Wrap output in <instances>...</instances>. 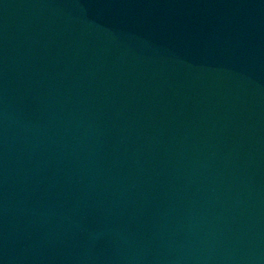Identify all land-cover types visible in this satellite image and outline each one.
<instances>
[{"label":"water","instance_id":"95a60500","mask_svg":"<svg viewBox=\"0 0 264 264\" xmlns=\"http://www.w3.org/2000/svg\"><path fill=\"white\" fill-rule=\"evenodd\" d=\"M0 264H264V0H0Z\"/></svg>","mask_w":264,"mask_h":264}]
</instances>
